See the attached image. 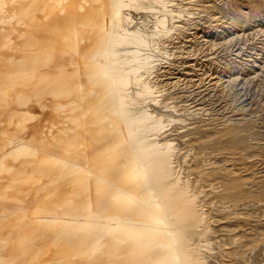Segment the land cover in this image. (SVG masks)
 <instances>
[{"label": "bare ground", "instance_id": "6f19581e", "mask_svg": "<svg viewBox=\"0 0 264 264\" xmlns=\"http://www.w3.org/2000/svg\"><path fill=\"white\" fill-rule=\"evenodd\" d=\"M186 12L0 0V264H210L203 189L168 132L186 117L157 81Z\"/></svg>", "mask_w": 264, "mask_h": 264}, {"label": "rangeland", "instance_id": "374dc122", "mask_svg": "<svg viewBox=\"0 0 264 264\" xmlns=\"http://www.w3.org/2000/svg\"><path fill=\"white\" fill-rule=\"evenodd\" d=\"M175 1L191 13L176 21L157 81L186 117L168 132L203 189L210 264H264V0Z\"/></svg>", "mask_w": 264, "mask_h": 264}]
</instances>
